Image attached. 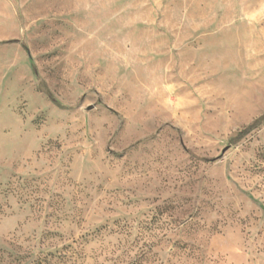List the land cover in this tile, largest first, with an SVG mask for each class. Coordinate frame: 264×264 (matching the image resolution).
I'll return each mask as SVG.
<instances>
[{"label": "rangeland", "instance_id": "obj_1", "mask_svg": "<svg viewBox=\"0 0 264 264\" xmlns=\"http://www.w3.org/2000/svg\"><path fill=\"white\" fill-rule=\"evenodd\" d=\"M0 264H264V0H0Z\"/></svg>", "mask_w": 264, "mask_h": 264}]
</instances>
